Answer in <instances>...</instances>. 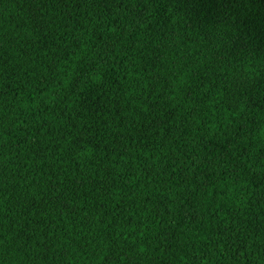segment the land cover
<instances>
[{
	"label": "trees",
	"instance_id": "obj_1",
	"mask_svg": "<svg viewBox=\"0 0 264 264\" xmlns=\"http://www.w3.org/2000/svg\"><path fill=\"white\" fill-rule=\"evenodd\" d=\"M0 264H264V0H0Z\"/></svg>",
	"mask_w": 264,
	"mask_h": 264
}]
</instances>
